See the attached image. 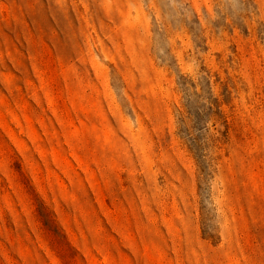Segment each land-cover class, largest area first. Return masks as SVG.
I'll list each match as a JSON object with an SVG mask.
<instances>
[{
    "label": "rangeland",
    "instance_id": "1",
    "mask_svg": "<svg viewBox=\"0 0 264 264\" xmlns=\"http://www.w3.org/2000/svg\"><path fill=\"white\" fill-rule=\"evenodd\" d=\"M0 264H264V0H0Z\"/></svg>",
    "mask_w": 264,
    "mask_h": 264
}]
</instances>
